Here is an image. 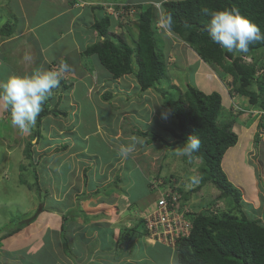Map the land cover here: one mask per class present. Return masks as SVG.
<instances>
[{"label": "rangeland", "instance_id": "1", "mask_svg": "<svg viewBox=\"0 0 264 264\" xmlns=\"http://www.w3.org/2000/svg\"><path fill=\"white\" fill-rule=\"evenodd\" d=\"M21 1L24 2L23 10L29 13L28 17H25V20L24 17L23 20L20 19V13H24L22 8L19 6ZM120 1L124 2L127 0H111V2H108L107 5H103L106 12H100V16L96 18L99 20L102 18L101 16H103V18L106 17V13L108 11V13L112 14L110 17L113 20V24L119 20L122 22L121 24L124 25V27L127 26L124 28L125 32H117L113 34V36L115 35V39L112 38L111 33L109 34L110 37L108 38L114 42V44H117L120 39L127 41L128 43L135 40V37L133 38L131 35L137 34L138 15L145 8V6L138 5L132 9L133 11L131 14L125 15L124 11L127 7L132 6V4H119ZM6 3L7 6L4 7ZM117 4H119L117 7L123 8V12L119 11L120 13H117L115 11L114 7H116ZM156 4L157 3L150 4L153 8L151 12V30L154 34L155 51L165 64V74L156 83L155 89L147 92L145 96H142L139 92L126 94L124 97L119 96V99L121 100H117L118 103L114 102L115 104L112 103L110 106L107 105L103 107L100 106L99 103L96 104L95 107V100L98 101V98H100L102 93L109 92V89L111 88L109 82L107 84L105 83L106 85L103 84L102 86L95 85L93 88L90 87L91 95L82 97L81 94H84L82 92L85 90L84 85L86 82L84 81L85 78L79 77L82 75H77L76 82L79 88L75 91L76 99L79 96V101L84 100L85 103H89L91 105L94 104V109L96 108L98 113L97 115L102 116L103 119H105L106 116H110L112 113L111 109H114L115 107L125 109L126 112L124 113V117H121V114H119L118 124L113 118L108 119V125L111 126V133L115 130H119L124 134H133V131L138 129H141L142 133H148L147 136L144 137L136 134H133L134 136H132L137 138L135 149L143 147L142 149L146 150L144 148L147 145H150V147L147 148L148 152L145 154L146 157L140 154L141 156L138 158L139 154L136 151H140L134 150L136 152L135 155L134 152H132L127 158H122L118 155L119 147L121 145L127 146L129 144L128 141H130L129 139H125L126 141H123L121 138H118L116 140L113 139V136H109L108 140H106V138L104 140L103 137H106V132L104 133L102 130H100L99 133L91 132L93 129H96V126L98 129L103 127L100 123V120L102 119L98 116L100 118L98 119V123H94L91 108L84 103L73 106L72 110L67 112L68 115H70L68 118L48 117L45 119V116L42 117L38 122L39 124H37L32 130L31 134H23L14 128L10 123L9 111L6 108H3V113L5 115L0 117V215L10 219L9 224L7 225L9 229L20 226L23 219L24 224L34 220V216L37 215L42 204L48 208H58L59 206V208L63 209L64 205L67 204V201L57 204L51 200H47L45 196L51 192H56L55 196L60 195V192H62L61 189H64L65 185L68 183L67 181L72 179L71 183H73V187L76 186L81 194L79 195V198H74L75 192H72L70 200L73 202V199H75L76 204H78V202L84 204L85 202L86 208L93 210V212H91L93 215L89 213V209H87V214L85 211L79 210L81 216L79 215L78 219L75 220V224L77 225H75L76 227L71 230V233L72 231L75 232L74 237L71 238L72 241L75 242V240H79L84 243V240L79 238L81 234L80 229H78L79 225L86 226L87 223V234L89 238L92 237V235L95 237L92 238L93 241H96L97 232L102 234L104 230L107 229V225L109 224L104 221L102 223V220H104L101 219L103 215H100L99 213L102 212L103 214V207H107L109 209V211L105 212V216L110 215L113 219H116L119 218L120 215H123L125 224H136L135 226L138 231L141 232V229L143 231L144 214L141 212L139 217L135 215L134 212L142 210L147 205H152L151 203H153L157 198L156 193L154 191L150 192L148 188L147 191L145 189L144 192V188L148 185V179L167 178L174 181L178 180L181 181L180 187H182L183 191H189L198 185V179L200 177V173L198 172V166L200 165L199 160H193L189 163L184 160V156L178 154L182 144H176L172 134V131L175 129L177 123L169 114V111L162 106V95H171V98L176 99L178 95H181L190 86L196 88L204 94L217 92L222 97L223 102H228V98H231L230 101H241L245 111H250L252 109L248 103L247 97L236 93L235 86L231 85L232 80L228 74L221 71L215 65L204 64L203 61L197 57L194 49L192 48V50L176 34L165 35L158 28L156 24V20L158 18V9ZM31 5L37 6L35 9L37 13L36 17H39L40 19L52 16L54 14L53 12H55L48 7L45 0H0V18H3L4 15L6 17L13 15L17 18V22H20L19 25L23 22H27L26 24L32 26L34 21L37 22V18H32L33 14L30 13L32 10L29 8ZM133 6L136 5L133 4ZM109 8H111L112 11H110ZM65 19L66 17H63L57 22L54 20L52 21V25H54V23H58L59 25ZM35 31L39 33L40 30ZM125 38L127 39L124 40ZM12 45L15 44L9 43L5 45L7 49L4 51L10 49ZM253 58L254 61L249 60L247 61L248 64L259 61L261 56L255 52ZM57 66L58 65L55 64L52 66L53 68L49 70H55ZM102 69L104 68L102 67ZM8 70L6 69L5 71L0 72V80H4L15 75L13 74L11 68ZM65 75H67V77H65ZM73 77L72 72L67 70L66 72L61 73L60 79L70 85L74 80L69 82L68 80ZM127 80L133 82V80L128 78ZM123 83H125L124 80L121 81L119 87L122 86ZM56 90L61 92L64 89L59 86ZM48 100L49 99H47L46 102ZM229 105L230 104H227L226 107L223 108L222 103L221 112L216 119V123L221 126L224 123L232 122V131L237 135V137L239 136L243 139L244 137H249L250 142L248 141L247 147H249L250 151L252 150L250 143L253 142L252 146L254 145L253 150L255 152H251V154L254 155L251 158L249 157L251 154L248 155L250 158V162L248 164L253 167L251 170L254 171V177H252L253 179H256L257 184L249 182V185H246L244 173H240L237 176L238 171L236 172L235 168V166L237 167L235 164L236 161H234V157L230 158L231 153H228L225 156L223 168L222 166L221 168L223 172L225 171L226 174H224L227 179L231 180H229V182L240 191L242 195L243 210L246 213L248 212L250 218L255 216L258 217V215L260 216V213L262 212L261 199L264 190V156H261V153L264 154V127L261 129L256 127L259 113L250 111L251 113L248 114L242 111V109L239 110L234 103L231 108ZM253 108L254 110L259 109L255 107ZM237 111H239V113H236ZM260 115H262L260 123H263L264 126V114L261 113ZM7 116H9V120H6ZM114 116H116V113H114ZM80 118L81 121H79ZM121 118L124 120H120ZM240 118L243 119L240 124L242 127H234V123H236ZM252 126L254 127L253 131H251L253 128ZM174 131L177 132V130ZM255 133H258L259 135V140L256 144L253 140L251 142L252 135H255ZM151 134L159 136L169 143L175 141L174 143L176 145L173 147H167L164 144H161V142H156L153 145H151V143L145 144L148 139H152ZM64 141H67V144L65 143V145H67L66 147L62 144ZM112 142L114 144H112ZM30 143L32 158L28 159L26 155V148ZM130 143H132V139ZM108 145H111V147ZM68 146L70 151L67 148ZM260 150H262V152H260ZM65 156H68V162L64 159ZM152 156L154 157L153 159L151 158ZM144 158H146V160L149 159L148 161H150V164L147 163L149 166L146 168L147 173L144 171L143 167L145 163H143V165L141 164ZM134 161L137 162L139 165L138 167L135 166ZM44 162H48L50 164L47 166L45 165L43 171L39 168L45 164ZM129 167L132 169V172L130 171L129 173L131 176L127 175ZM58 168L60 170H58ZM114 174L118 175L114 177ZM124 175L130 179L135 178L134 180L136 181L132 180V184L130 186H126L125 184L123 185L121 183V178ZM42 178L48 180H46V186H41V188L46 189L44 191L45 194L41 191H36L37 181ZM144 178H146V186L142 180ZM237 178H239L241 182H244L242 187H237L235 185L234 182L237 181ZM56 180L60 183H57ZM123 180L125 183V178ZM49 182L55 184L56 186H51ZM250 183H252V185ZM117 186L122 188H118ZM27 187L35 192L29 191ZM25 190L27 194L26 196ZM57 190H60V192L57 193ZM47 191L51 192L47 193ZM115 192L124 196V202H118V195ZM127 194L132 200L135 197L141 198L144 194L148 196L143 203H132L128 200L130 198L127 197ZM216 195V191L212 187L204 186L199 192L191 194L188 204H190L192 210L196 213L200 212L199 210L205 208L208 209V204H211L213 207L219 205V208H223L226 205L229 207V203L225 204L222 200H217ZM89 198H93L91 203L90 200H88ZM256 201H259L260 203L256 204ZM70 203L68 202V204ZM33 206L36 211L32 210L26 213V215H32L35 212L33 217L27 220H25L27 216L21 218L25 209L27 207L33 208ZM86 208L82 207L81 209ZM128 214H130L129 219L126 218ZM117 223H119V221ZM69 233V228H67L65 233L67 245L64 254L61 253L62 259L63 257L69 259ZM82 237L84 238V236ZM173 264H177L175 259V250L173 252Z\"/></svg>", "mask_w": 264, "mask_h": 264}, {"label": "trees", "instance_id": "2", "mask_svg": "<svg viewBox=\"0 0 264 264\" xmlns=\"http://www.w3.org/2000/svg\"><path fill=\"white\" fill-rule=\"evenodd\" d=\"M117 6L114 7L115 10L119 9ZM137 6H129L127 10ZM163 7L173 16L174 34L193 48L203 62L215 65L228 74L236 93L247 97L250 106L264 112V41L250 45L247 54L237 55L226 52L219 45L214 44L206 31L210 19L206 10L213 12L238 8L244 17L256 24L264 33V0H166L163 2ZM152 9L148 5L141 13L139 12L137 40L134 47L122 39L114 44L108 38L110 19L106 16L96 20L93 25L99 41L87 46L83 51L87 57H96L113 79L132 75L141 91L155 89L156 82L165 74V64L155 51L154 34L151 30ZM255 52L261 56V60L252 64L243 62L254 61ZM260 69H263L262 74H258ZM60 86L66 89L69 85L60 79ZM111 97L108 92L102 96L104 101H109ZM171 97V95H162V106L169 111L177 123L172 131L176 144L183 145L192 135L200 140L199 150L191 158L183 157L189 163L199 160L198 185L189 191H183L178 187L174 190L180 195L182 202L189 203L191 194L199 192L204 186H210L216 191L217 200L230 204L229 207L226 205V208L208 204V209L194 212L191 217L190 235L178 240L175 245L177 264H264V220L250 218L248 212L243 210L240 191L229 182L221 168L223 155L236 144L237 135L232 131V122L221 126L216 123L222 108L219 93L204 94L189 86L176 99ZM49 114L60 115L57 110L48 109L45 102L37 117L36 125L42 117ZM260 121L261 117L258 120V129L264 127ZM133 134L144 137L148 133L135 130ZM151 135L152 139L146 141L148 144L161 142L167 147L176 145L175 141L169 143L159 136ZM258 140L259 135L255 133V144ZM30 145L31 143L26 148L28 159L32 158ZM36 191L40 192L38 185ZM72 214L74 212L69 211L62 217V233ZM20 226L8 229L5 237L18 232ZM134 236L133 228L122 231L117 238L118 248L122 251L126 250ZM64 246H66L65 240Z\"/></svg>", "mask_w": 264, "mask_h": 264}, {"label": "crops", "instance_id": "3", "mask_svg": "<svg viewBox=\"0 0 264 264\" xmlns=\"http://www.w3.org/2000/svg\"><path fill=\"white\" fill-rule=\"evenodd\" d=\"M46 4L50 9H52L54 14L52 16H49L47 18L40 19L39 17H36V5L29 6L30 10H32L30 13L33 14L32 18H37V22L34 21L33 25L26 24L27 22H23L21 25L20 22H17V18H15L13 15L6 17L5 15L3 18H0V72L8 70L11 68L13 71V74L18 76H24V75H31L36 69H42V70H49L52 69V66L57 64L60 65L61 63H66L68 65V70L72 72L73 78H70L68 80H74L66 89L62 90L61 92H58V90L54 89L52 91V95L48 98L49 100L46 102V105H48V109H55L59 112L60 115L55 116L53 114H49L45 116V119L48 117H54V118H68L70 115H68V111L72 110L73 106L80 105V103H84L88 105L91 108L92 111V119L94 123H98V119L100 120L101 125L103 127L101 129H98L96 126V129H93L91 132L99 133L100 130H102L104 133L106 132V137H103V139L108 140L109 136H113V139L121 138L123 141H126L129 139L131 141L133 134H124L123 132H120L119 130L113 131L111 133V126L108 125V119L113 118L117 124L119 123V114H121V117H124V113L126 112L125 109H119L114 108L110 109L112 110V113L110 116H106L105 119H103L102 116L97 115L96 108L94 109V104L85 103V101H79L76 99L75 91L78 90L77 85V75L80 78H85V85H84V91L81 94V96H89L90 94V87L93 88V86H102L103 84L106 85L108 82L111 85V88L109 89V92L112 97L109 101H104L102 98V93L100 98H98V101L95 100V107L96 104H100V106H110L112 103L117 102L119 99V96H125L126 94H131L132 92H139L142 96H145V94L149 91H152L151 89H148L146 91H140L139 86L137 85L135 79L132 75H124L119 79H113L111 75L105 70L102 69V67L99 65L100 63L96 59V57L93 56H85L83 54V51L85 48L89 45H92L99 41V37L97 33L95 32L93 25L94 22L97 20L98 16H100V12L105 13L106 9L103 7V5H107L108 0H45ZM166 0H163V2ZM160 0H127L124 2H119V4L123 5H142V6H148L150 4L159 3ZM20 3V2H19ZM116 4V3H115ZM117 4V5H119ZM116 5V6H117ZM7 6V3L4 5V7ZM20 8L23 10L24 2L21 1ZM152 7V5H150ZM2 7V6H1ZM101 8V9H100ZM24 13H20V19L25 20V17L27 18L29 13L24 11ZM112 14L106 13V16L110 19V26L108 28L109 33H111L112 38L115 39L114 33L117 32H125L124 25H122L119 20L116 21L115 24H113V20L111 19ZM1 16V14H0ZM63 17H66V19L58 25V23H54L52 25V21L56 20L59 21ZM103 18V16H101ZM100 17V18H101ZM101 18V19H102ZM99 19V20H101ZM117 19V18H115ZM35 30H40L39 33ZM128 30V28H127ZM129 31V30H128ZM133 38L135 37V40L133 42H127L128 45L131 47L135 46V42L137 40V34L131 35ZM128 38V37H127ZM125 38L124 40H126ZM182 40V39H181ZM9 43H14L15 45H12L10 49L4 51L7 49L5 45ZM188 45V44H187ZM189 46V45H188ZM190 47V46H189ZM191 48V47H190ZM198 57V56H197ZM56 62V63H55ZM206 64V63H205ZM208 65V64H207ZM9 71V70H8ZM64 76V74H63ZM67 77V75H65ZM133 80V82H130L129 80ZM124 80L125 83H123L122 86L119 87V84H121V81ZM64 82V81H63ZM65 83V82H64ZM106 83V84H105ZM137 90V91H135ZM210 94V93H209ZM221 97V96H220ZM229 101L223 102L221 97V105L223 103V108L226 107L227 104H230V108L232 104L244 111L245 113H251L250 111H254L255 113H259V117H261V110H254L252 106H250L252 109L250 111H245L243 103L241 101L235 100L230 101L231 98H228ZM234 99V98H233ZM118 103V102H117ZM115 104V103H114ZM131 105V104H130ZM3 107L0 105V117H3L5 114L3 113ZM257 108V107H255ZM120 112V113H119ZM114 113H116V116H114ZM236 113H239L237 111ZM10 114V113H9ZM8 114V115H9ZM100 118H99V117ZM239 118V117H238ZM1 119V118H0ZM6 120H9V116H7ZM120 120H124L121 118ZM259 120V118H258ZM81 121V118L79 119ZM147 121V120H146ZM243 121L242 118H240L236 123H234V127H242L240 124ZM258 122V121H257ZM258 124V123H257ZM253 127V126H252ZM257 127V125H256ZM234 129V128H233ZM254 127L251 131H253ZM142 132L141 129H138ZM235 130V129H234ZM129 133V131H128ZM124 136V137H121ZM126 139V140H125ZM252 140L254 141V135H252ZM130 141L128 143L130 144ZM249 141V137L240 138L237 137L236 144L229 148L225 155L223 156L221 160V166L223 168V161L225 156L229 153H231L230 158H235L234 161H236V172L237 176L238 174H243L246 179V185H249V182H253V184H257L256 179H253V173L254 171L251 170L253 167L252 165L248 164L250 161L249 159L254 156L251 154L253 150V142L250 143V146L252 147V150H249V147H247ZM67 141H64L62 144L65 145ZM250 142V141H249ZM156 142H152L151 145H153ZM67 144V143H66ZM112 144H114L112 142ZM128 144V145H129ZM147 144V142H145ZM240 144V145H239ZM109 146V145H108ZM111 147V145L109 146ZM150 147V145H147L143 150V147L136 148V150H139L140 152L136 151L140 158L141 155L147 154L148 150L147 148ZM250 147V148H251ZM68 150L69 146L67 147ZM246 149V152H245ZM66 150V149H65ZM64 150V151H65ZM135 151L134 155H135ZM255 152V151H254ZM262 152V150H260ZM141 154V155H140ZM251 154V156L248 157V155ZM64 156V155H62ZM261 156L263 157L264 154L261 153ZM68 156H65L64 159H66L68 162ZM154 158L153 156L151 157ZM73 160V159H71ZM149 159L146 160L144 158L142 161L145 163L144 171L147 173V169L149 166L147 163L150 164ZM45 164L42 165L39 169L44 171L45 165L47 166L48 162H44ZM134 164L136 167L139 165L137 162L134 161ZM46 170V169H45ZM58 170H60L58 168ZM112 170V169H111ZM128 174L130 171L132 172L131 167L128 168ZM224 170V169H223ZM151 172V171H149ZM158 172V171H157ZM225 173V171H224ZM226 174V173H225ZM118 174H114V177H116ZM126 175V174H125ZM122 176L121 183L126 186H130L132 183L131 181L134 180L127 178L126 176ZM253 176V177H252ZM145 177V176H144ZM125 178V183L124 179ZM141 178V177H140ZM61 179V178H60ZM111 180V178L109 177ZM249 179V180H248ZM47 180V179H46ZM46 180L45 178L38 179L37 185L40 189V191L45 194V188H41V186H46ZM146 186V178L142 179ZM230 180V179H229ZM48 181V180H47ZM53 181V180H52ZM136 181V180H134ZM231 181V180H230ZM54 182V181H53ZM57 182V180H56ZM68 183L65 185L64 189L57 190L60 195L55 196L56 192L50 194H47L45 196L47 200H51L54 203L61 204L63 202H66L67 204L64 205L63 209L59 208H48L45 205H41V208L39 209V212L37 215H35L34 220H31L29 223L24 224V219L20 223V230L16 233H14L11 236L5 237L0 241V264H173V252L170 248L161 245L156 244L150 241L147 238H144V233L141 229V232L138 231L136 224L128 225L124 223L123 215H120L119 218L113 219L112 216L107 215L105 216V212L109 211L107 207H103L104 211L99 212L100 215H103L101 219L102 223L103 221L108 223L107 229L104 230L102 234L96 233V241L92 240V238H95L93 235L89 238L87 231L88 226L86 223L85 225H79L78 229H80V237L82 240H84V243L75 240L72 241L71 238L74 237L75 232L71 230L75 228L77 224H75V220L78 219L80 213L79 210H83L87 214L86 204L84 202H78L76 204L75 199H73V203L70 200L72 192H75L74 198H79V195L81 194L80 191L77 189L76 186L73 187L72 179L67 181ZM149 182V180H147ZM233 182V181H232ZM60 183V182H57ZM120 183V184H121ZM235 185L241 186L244 184V182H241L239 178H237V181L234 182ZM51 186H56L55 184L49 182ZM252 185V183H250ZM49 186V185H48ZM118 188H122L120 186H117ZM29 191L34 190L27 187ZM26 189V190H27ZM147 191V187L144 188ZM25 190V196L26 194ZM122 190V189H118ZM28 191V192H29ZM118 196V202H124L125 199L123 195L118 194L115 192ZM62 194V195H61ZM30 196V195H29ZM148 195L144 194L141 198L135 197L133 200L131 197L127 194V197L129 201L132 203H143L147 198ZM28 198V197H27ZM124 198V199H123ZM93 198H89L90 203ZM87 200V202H88ZM31 201V200H29ZM98 201V200H97ZM68 202L70 204H68ZM256 204H259V201H256ZM261 209L262 212L260 213V216H255V218H261L264 220V190H263V196L261 199ZM86 208L81 209L80 208ZM258 206V205H257ZM151 207V205L145 206L142 210L134 212L135 215L139 216L141 215V212L145 214L147 208ZM34 209L31 207H27L25 209V212L22 213L21 218L27 216V219L33 217L34 213L32 215H26L27 212H30ZM144 210V211H143ZM36 211V210H35ZM69 211H73L74 214L71 215V219H69L66 223L65 231H61V224H62V217L67 214ZM1 212V208H0ZM93 212L92 209H89V213ZM92 214V213H91ZM93 215V214H92ZM130 214L126 218L129 217ZM81 216V215H80ZM10 219L5 218L4 216L0 215V232L6 231L9 229L7 225L9 224ZM119 221V223H117ZM71 223V225H70ZM69 228V243H68V257H61V253L64 254V251H66V246H64V240L67 245V239L65 236L66 230ZM133 228L135 232V236L132 238V240L128 243V246L126 250L122 251L120 248H118L117 244V238L120 233L124 230H129ZM85 234V235H84ZM72 235V236H71ZM84 236V238L82 237ZM38 237V238H37ZM46 243V244H45ZM88 246V247H87ZM51 250V252H50ZM176 259V257H175ZM67 261V262H66ZM177 263V261H176Z\"/></svg>", "mask_w": 264, "mask_h": 264}, {"label": "clouds", "instance_id": "4", "mask_svg": "<svg viewBox=\"0 0 264 264\" xmlns=\"http://www.w3.org/2000/svg\"><path fill=\"white\" fill-rule=\"evenodd\" d=\"M156 7L158 9V18L156 20L158 28L165 35H173L175 21L172 14L164 9L163 0H160ZM206 14L210 16L206 26L208 37L226 52L237 55L247 54L250 45L264 41V33L261 32L256 24L244 17L238 8L213 12H207L206 10ZM109 34L108 37H110ZM203 63L205 64V62ZM67 70L68 65L61 63L57 70H42L38 68L31 75H14L0 80V105L9 111L10 123L14 128L23 134H31L36 126L37 117L42 111V106L52 95V91L60 86L61 73ZM131 139L132 143L119 147L118 155L122 158H127L135 150L137 138L132 137ZM199 148V138L192 135L180 147L178 154L191 158ZM176 182L178 188H182L180 187L181 181L176 180ZM147 184L148 190L153 192L149 182Z\"/></svg>", "mask_w": 264, "mask_h": 264}, {"label": "built area", "instance_id": "5", "mask_svg": "<svg viewBox=\"0 0 264 264\" xmlns=\"http://www.w3.org/2000/svg\"><path fill=\"white\" fill-rule=\"evenodd\" d=\"M149 186L157 198L143 215L144 238L174 251L176 242L190 235L194 211L174 190L176 181L157 178L150 180Z\"/></svg>", "mask_w": 264, "mask_h": 264}, {"label": "bare ground", "instance_id": "6", "mask_svg": "<svg viewBox=\"0 0 264 264\" xmlns=\"http://www.w3.org/2000/svg\"><path fill=\"white\" fill-rule=\"evenodd\" d=\"M109 10L110 11H112V9L111 8H109ZM117 13H120V12H123V8L122 7H119V9H117V10H115ZM120 11V12H119ZM132 9H126L125 11H124V14L126 15V14H131L132 13ZM107 13H108V11H107ZM243 62H245V63H247V61L246 60H244ZM59 66V65H58ZM58 66L56 67V69L58 68ZM263 69H260V72H258V74H262L263 73V71H262ZM260 110V109H259ZM261 113H263L264 114V112L263 111H261ZM150 181V180H149ZM219 206V205H218ZM203 210V209H202ZM201 210V211H202ZM5 237V236H4ZM2 239H3V237H2ZM2 239H0V241L2 240Z\"/></svg>", "mask_w": 264, "mask_h": 264}, {"label": "water", "instance_id": "7", "mask_svg": "<svg viewBox=\"0 0 264 264\" xmlns=\"http://www.w3.org/2000/svg\"><path fill=\"white\" fill-rule=\"evenodd\" d=\"M7 232L6 231H1L0 232V239H2V237L6 236Z\"/></svg>", "mask_w": 264, "mask_h": 264}]
</instances>
